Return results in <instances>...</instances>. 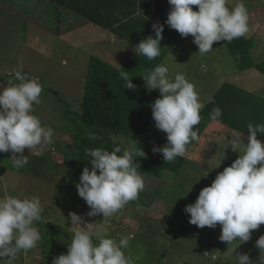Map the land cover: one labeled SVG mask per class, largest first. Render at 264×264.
<instances>
[{
	"label": "rangeland",
	"instance_id": "obj_1",
	"mask_svg": "<svg viewBox=\"0 0 264 264\" xmlns=\"http://www.w3.org/2000/svg\"><path fill=\"white\" fill-rule=\"evenodd\" d=\"M235 2L229 0L228 6L233 7ZM244 3L249 13L248 35H252L256 42L254 59L257 63L263 62L264 0H244ZM30 10L34 8L29 9L26 0L0 1V87L18 83L14 75L17 70H22L30 78H37L42 85L41 103L34 105L33 115L40 118L42 125L51 127L54 136L47 146L31 151L25 149L24 155H28L29 163L20 169L15 168L9 160L12 153H2L5 174L0 176V197L39 196L43 208L41 219L34 223L41 240L34 249L19 254L13 264H52L53 257H46L42 247L44 223L66 233L54 257L66 254L73 235V230L68 229L71 227L67 220L69 212L81 215L87 223H95L94 229L105 232L111 238L119 240L120 236L131 235L132 239L124 252L134 260V264H235L233 256L237 253H248L250 259L257 260L259 250L255 247V241L264 235V225L254 230L246 243H219L211 235L213 228L200 229L189 224L190 216L183 211L186 205L195 202L202 188L211 185L217 173L238 158L242 150L238 147L232 149L228 145V139L234 133L203 116L200 124L194 126V130L199 128V139L187 146L183 156L186 165L182 170L166 173L164 179L143 174L145 187L137 200L130 201L110 217L86 215L90 209L78 196L75 187L77 181L72 171L78 147L76 136L79 120L76 114L81 111L88 68L83 69L80 61L83 58L72 59V54L60 52L54 38L44 36V31L32 27L39 25L51 30L47 26L54 22L44 8L41 9L43 13L39 12L41 21L34 24L23 21V16H30ZM90 26L95 27L93 24ZM39 36L43 37L41 41L45 46L40 51L36 49L38 52H32L29 42ZM192 40L175 48L164 64L172 77L178 72L185 74L195 85L205 106L225 83L264 96V75L257 70L240 74L224 41L214 43L211 52L200 55ZM132 49L117 43L100 52L95 49L93 53L115 66H122L133 59ZM63 59L66 63H63ZM242 139L246 138L242 136ZM112 140L122 149L136 147L139 140L158 147L167 142L166 133L155 128L154 120L138 139L117 136ZM204 171H208L207 177H204ZM216 228L221 229V226L218 224ZM212 253L216 258H212Z\"/></svg>",
	"mask_w": 264,
	"mask_h": 264
},
{
	"label": "clouds",
	"instance_id": "obj_2",
	"mask_svg": "<svg viewBox=\"0 0 264 264\" xmlns=\"http://www.w3.org/2000/svg\"><path fill=\"white\" fill-rule=\"evenodd\" d=\"M167 2L170 10L164 23L182 38L193 37L192 43L200 55L211 52L214 43H230L249 31V13L244 0H236L231 8L229 0ZM193 6L198 10L194 11ZM152 30L154 38L149 35L132 49L148 61L161 54L164 25L153 23ZM14 75L18 83L0 87V153H12L9 160L20 169L29 163L25 149L31 151L51 144L54 131L33 115L34 105L41 103L42 85L38 79L28 77L22 70L15 71ZM119 77L123 88L137 90L128 71L122 70ZM141 78L148 91H159V97L150 107L155 128L166 133V144L153 147L152 151L160 153L164 163L174 162L186 154L189 144L199 139V128L194 130V126L200 124V112L205 104L185 74L178 72L170 76L164 63L146 70ZM208 103L214 100L209 98ZM222 114L221 108L214 107L210 120L219 124ZM247 131L246 139L239 132L228 139L232 149L242 148L238 158L217 173L211 185L202 188L195 202L183 210L190 216L189 224L197 228H216L219 224V239L227 244L250 241L252 232L264 225V142L258 138L264 136V123H249ZM88 138L102 139L94 132H89ZM85 155L90 158L91 170L84 167L75 187L90 209L88 217L113 216L139 198L145 187L136 163L137 158L146 155L141 147L115 146L111 151L103 147L89 148ZM208 174L204 171V177ZM42 211L39 196L0 197V264H13L19 254L37 246L41 235L34 223L41 219ZM67 220L73 235L66 254L53 257L52 264H134L124 252L131 235L120 236L119 240L111 238L75 212H69ZM255 247L259 250L257 260L250 259L248 253H237L233 256L235 264H264V235L255 241Z\"/></svg>",
	"mask_w": 264,
	"mask_h": 264
},
{
	"label": "trees",
	"instance_id": "obj_3",
	"mask_svg": "<svg viewBox=\"0 0 264 264\" xmlns=\"http://www.w3.org/2000/svg\"><path fill=\"white\" fill-rule=\"evenodd\" d=\"M60 6L134 46L149 35L154 38L153 23L159 22L164 25L161 54L152 61L138 56L121 67H115L96 57L90 58L81 111L76 114L79 120L76 136L78 147L75 154L77 160L72 172L79 183L84 167L91 170L88 163L90 158L85 155L86 149L103 147L111 151L115 146H120L112 138L120 136L138 139L149 128L153 120L150 105L159 97V92L148 91L141 77L146 70L164 63L175 48L192 40L193 37L182 38L176 30L170 29L164 23L170 10L167 0H89L85 5L63 3ZM193 10L198 9L193 6ZM59 32L58 28L56 33ZM224 43L235 59L238 72L257 70L264 75V61L259 63L255 61L253 51L256 42L248 33L230 43L226 41ZM122 70L128 71L132 83L136 85L135 92L122 87L119 77ZM212 99L214 103H207L200 115L210 120L209 114L212 109L219 107L223 113L219 124L241 133L242 136L247 137L249 123L254 125L264 123V96L246 91L235 84L225 83ZM89 132L96 133L102 139L90 140ZM258 138L264 142V136ZM136 147H141L146 154L144 158L136 160L139 164L138 171L142 175L164 179L166 173H178L186 165L183 156L177 157L174 162L164 163L162 155L152 151L153 147L158 146L144 140H139ZM4 174L5 168L0 153V176ZM42 227L45 233L42 244L44 253L47 254L45 256L54 257L56 250L61 248L60 240L66 233L48 223L42 224Z\"/></svg>",
	"mask_w": 264,
	"mask_h": 264
},
{
	"label": "crops",
	"instance_id": "obj_4",
	"mask_svg": "<svg viewBox=\"0 0 264 264\" xmlns=\"http://www.w3.org/2000/svg\"><path fill=\"white\" fill-rule=\"evenodd\" d=\"M88 2L89 0H57V1H54V0H26V4L29 5V9L34 8V10H30L29 11L30 16H27L28 18H25V16H23L22 20L23 21L28 20L32 24H34L33 22L35 21H41L39 17H41L42 15L39 14V12L43 13L41 9L44 8L46 14L49 15L50 19H52V21L54 22L53 25L47 26V27H51V30H47V28L43 26H42L43 28H40L39 25H37V27L32 25V27L38 28L42 32L44 31L43 32L44 36L48 35L54 38L55 45L59 47L60 52H64V53L68 52L69 54H72L73 55L72 59L73 58H76V59L83 58L82 60H80L82 61L84 65L83 69L88 68L89 60L91 57H96L106 63L113 65L108 60H104L103 58L101 59L99 55H97L96 53H93V50L96 49L98 52H100V51H103L104 49H109L110 47L116 45L117 43L123 46L125 44L126 46H129L131 48H133L134 45L125 42L124 40L118 38L116 35H114L110 31H106L99 26H96V25L95 27L90 26V24H93V23L76 15L72 11L60 6L63 3L85 5ZM58 28L60 29V32L56 33V30ZM42 38L43 37L39 36L36 40H32L29 42V47H31L32 52H38L36 51V49L40 51V49L45 46V43L41 41ZM99 48L101 50H99ZM136 57H138V55L136 53H133V59H135ZM63 63H66L65 59H63ZM115 67H121V66H115ZM242 74H244V72ZM247 76L248 75H246V77ZM229 131H231L232 133H235L234 131L230 129ZM238 148L239 150L242 149L241 147H238ZM213 229L212 231L210 230V232H211V235L214 236ZM216 238L219 243H222L218 237ZM212 255H213L212 258H216L215 254L212 253Z\"/></svg>",
	"mask_w": 264,
	"mask_h": 264
},
{
	"label": "built area",
	"instance_id": "obj_5",
	"mask_svg": "<svg viewBox=\"0 0 264 264\" xmlns=\"http://www.w3.org/2000/svg\"><path fill=\"white\" fill-rule=\"evenodd\" d=\"M213 233L217 235V237L219 238L221 235V229L219 228H214L213 229ZM220 240V239H219ZM221 241V240H220Z\"/></svg>",
	"mask_w": 264,
	"mask_h": 264
}]
</instances>
